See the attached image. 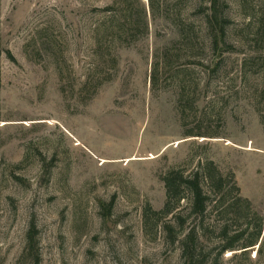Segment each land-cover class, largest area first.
<instances>
[{"label": "rangeland", "instance_id": "rangeland-1", "mask_svg": "<svg viewBox=\"0 0 264 264\" xmlns=\"http://www.w3.org/2000/svg\"><path fill=\"white\" fill-rule=\"evenodd\" d=\"M218 12L215 49L212 0H0V264H183L190 231L206 264H264V0ZM209 162L206 215L181 191L157 216Z\"/></svg>", "mask_w": 264, "mask_h": 264}, {"label": "trees", "instance_id": "trees-1", "mask_svg": "<svg viewBox=\"0 0 264 264\" xmlns=\"http://www.w3.org/2000/svg\"><path fill=\"white\" fill-rule=\"evenodd\" d=\"M218 3L219 0H212V15H211V25L217 31V35L213 38V45L215 49L219 48V45L222 44L224 47H227L225 44V31L223 20L219 17L218 12ZM11 57V55L9 54ZM204 173L199 174L195 173L194 175H185L183 171H171L163 177V183L166 191V202L164 208L161 212L156 213L157 216L165 218L172 215L175 211L179 209V205L183 199L181 196V191L189 192L191 196V206L192 213L198 217H203L206 215L209 207L212 205L210 198H208L206 192L204 191L203 182L211 184L213 190H221L224 184V178L219 174L212 162H209L204 168ZM232 191L239 193V189L235 184L232 186ZM231 192V191H230ZM235 203L231 204L232 207L239 206V204L245 205L247 210L252 214L250 204L247 200L243 199L241 196L235 197ZM223 205V202L217 201L213 208H219ZM230 206V207H231ZM174 220L177 222L182 221L179 214H175ZM260 226L262 228L263 221L259 218ZM260 229L256 235L255 240L251 239L247 244L242 246V249L251 248L257 245V239L260 236ZM165 232L170 236L172 235L173 228L171 224H166L164 226ZM245 233H236L233 236L229 235L227 230L222 231V240L224 241V246L221 248L220 255L224 254L225 251H234L236 245L244 237ZM199 236L193 231L188 232L180 240V246L182 250V259L183 264H206L205 259L201 253L198 252L199 246ZM31 255V258L34 260V263L39 261V255L37 251V242L35 238V228L32 226L27 235V249Z\"/></svg>", "mask_w": 264, "mask_h": 264}]
</instances>
